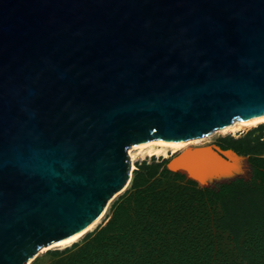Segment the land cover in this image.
I'll list each match as a JSON object with an SVG mask.
<instances>
[{"label": "water", "instance_id": "water-1", "mask_svg": "<svg viewBox=\"0 0 264 264\" xmlns=\"http://www.w3.org/2000/svg\"><path fill=\"white\" fill-rule=\"evenodd\" d=\"M262 116L264 0H0V264L88 227L132 145ZM241 159L188 147L166 169L213 187Z\"/></svg>", "mask_w": 264, "mask_h": 264}, {"label": "trees", "instance_id": "trees-1", "mask_svg": "<svg viewBox=\"0 0 264 264\" xmlns=\"http://www.w3.org/2000/svg\"><path fill=\"white\" fill-rule=\"evenodd\" d=\"M246 144L220 148L249 156L252 177L211 188L164 162L138 166L108 221L73 245L68 264H264V158Z\"/></svg>", "mask_w": 264, "mask_h": 264}, {"label": "bare ground", "instance_id": "bare-ground-1", "mask_svg": "<svg viewBox=\"0 0 264 264\" xmlns=\"http://www.w3.org/2000/svg\"><path fill=\"white\" fill-rule=\"evenodd\" d=\"M260 124H264V116L257 118L253 121L243 122L240 120H235L231 125L215 130L209 135L189 141H166L162 139L158 140H149L137 145H132L128 151V157L130 161V170L131 172L135 169L134 162L138 156L140 157H163V159H167L169 155H174L178 151H183L187 149L188 147H198L196 145H201L203 143H206L213 135L220 134V135H226V134H232L236 135L237 133L244 132L248 129H251L253 127H256ZM169 156V157H170ZM235 163V170L231 174V177L235 176H242L245 177L247 175V165L245 164L244 160H234ZM173 169V167H170ZM129 186V182L116 194H114L104 205L103 209L101 210L100 214L96 217V219L84 230L79 232L78 234L74 235L71 238H68L66 240L60 241L58 243L50 245V249L53 248H66L71 245H73L75 242H77L80 238H82L85 234L92 231L94 228L98 226V224L101 222L103 217L106 214V211L108 210V207L110 206L111 202L123 191L126 190V188ZM49 250V249H48ZM45 251V248L43 250H40L41 253ZM37 255V254H36ZM33 256L32 258L28 259L26 264H31L33 259L36 257Z\"/></svg>", "mask_w": 264, "mask_h": 264}, {"label": "rangeland", "instance_id": "rangeland-1", "mask_svg": "<svg viewBox=\"0 0 264 264\" xmlns=\"http://www.w3.org/2000/svg\"><path fill=\"white\" fill-rule=\"evenodd\" d=\"M237 141H242L243 145L247 143L246 145L251 147L253 149V152L259 153V155H257L256 157L259 156L261 158H264V124H260V125H258L256 127L248 129V130H246L244 132L237 133L236 135H232V134H226V135L216 134V135H213L206 143H203L201 145H196V146L203 147V146L216 145V146L220 147V145H227V144H232V143L234 144ZM169 156L166 157L167 159H163V157H143L142 158V157L138 156L136 158L135 162H134L135 170L137 169L138 166H140L144 162L146 164H148V165H152L153 163L164 162V165L166 166L167 160H169L170 157H171V156L170 157ZM242 156H244V155H242ZM244 157L247 160V164L246 165L248 167L247 168L248 172H247V175L245 177H241V178L243 180H249L252 177L253 170H252V166L250 165V162H249V156H244ZM262 164L264 166V162ZM134 171L132 172V177L134 176ZM179 174L183 175L185 177V179L190 180L184 174H182V173H179ZM183 182H185V180ZM130 185H131V183H130ZM130 185L126 188L125 191L120 193L111 202L110 206L108 207V210L106 211L105 216L103 217V219L101 220V222L98 224L97 227L103 226L108 221V219L110 218V215H111L112 206L116 202H118L119 199L129 190ZM198 186L200 188H206V187H203V186H200V185H198ZM215 186L216 185H214L213 187H215ZM209 188H211V187H209ZM96 228H94L92 231H94ZM92 231H90L87 234H85L82 238H80L73 245H77V246L80 245L81 246L83 244L85 238L87 237V235L89 233H91ZM225 238L226 237L223 238L222 248H224V254H228V249L230 247V245H229L230 243ZM73 245H71L69 247H66V248H63V249H60V248L50 249V246L49 247H44L45 251L43 253H41L40 250H43L44 248L40 249L38 251L36 257L31 262V264H68L69 258L71 256L72 252L74 251V250H72ZM67 249H69V250H67Z\"/></svg>", "mask_w": 264, "mask_h": 264}]
</instances>
